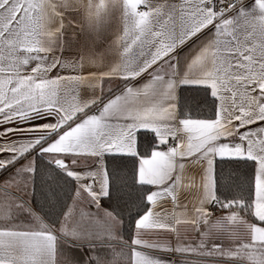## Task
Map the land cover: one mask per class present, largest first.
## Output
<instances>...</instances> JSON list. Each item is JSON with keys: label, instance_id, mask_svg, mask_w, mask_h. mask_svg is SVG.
<instances>
[{"label": "snow or ice", "instance_id": "6c2138e0", "mask_svg": "<svg viewBox=\"0 0 264 264\" xmlns=\"http://www.w3.org/2000/svg\"><path fill=\"white\" fill-rule=\"evenodd\" d=\"M0 264H264V0H0Z\"/></svg>", "mask_w": 264, "mask_h": 264}]
</instances>
